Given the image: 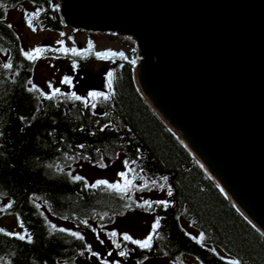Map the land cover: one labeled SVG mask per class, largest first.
Returning <instances> with one entry per match:
<instances>
[{
    "label": "trees",
    "instance_id": "obj_1",
    "mask_svg": "<svg viewBox=\"0 0 264 264\" xmlns=\"http://www.w3.org/2000/svg\"><path fill=\"white\" fill-rule=\"evenodd\" d=\"M0 5V222L13 218L20 229L11 232L0 223V264H79L86 259L84 239L53 228L41 208L84 232L83 221L106 226L127 215L133 205L124 192L104 185L86 187L84 180H73L68 171L78 162L96 165L119 158L128 160L136 174L167 189V206L153 204L151 212L160 224L152 249L141 250L143 254L175 264L185 257L198 264H264V235L227 200L141 95L132 55L121 49H96L89 36L85 46L76 48L80 55L48 51V56L73 66L105 62L102 79L108 82L112 73V87L105 94L109 100L90 101L96 103L95 109L68 98L69 92L45 99L37 86L39 91H29L35 61L25 57L7 17L27 5L32 13L39 10L32 16L35 27L61 34L66 27L58 3L0 0ZM109 50L123 56L97 58V53ZM183 222L196 236L185 231ZM15 234L27 235L20 240ZM121 244L131 247L123 240Z\"/></svg>",
    "mask_w": 264,
    "mask_h": 264
},
{
    "label": "water",
    "instance_id": "obj_2",
    "mask_svg": "<svg viewBox=\"0 0 264 264\" xmlns=\"http://www.w3.org/2000/svg\"><path fill=\"white\" fill-rule=\"evenodd\" d=\"M56 1L72 31L133 39L144 99L264 235V0ZM64 72L110 91L85 68Z\"/></svg>",
    "mask_w": 264,
    "mask_h": 264
},
{
    "label": "rangeland",
    "instance_id": "obj_3",
    "mask_svg": "<svg viewBox=\"0 0 264 264\" xmlns=\"http://www.w3.org/2000/svg\"><path fill=\"white\" fill-rule=\"evenodd\" d=\"M26 7L28 6L24 5L23 7L13 9L12 11H10L7 17V21L15 29L25 52L34 50L36 48H40L42 50L61 49L58 41H63L64 49H78V45H80V47L86 45L89 36L96 49H121L122 51H126L130 55H132L135 60L137 58V49L135 45H133V43L129 39H126L124 37L96 33L89 34L81 31H72L68 28H66L63 32V35H61L59 33L51 32L49 30H42L35 27V22L33 21V17L31 16L30 18L32 20L33 27H35L36 29L35 31H32L26 21V14H31L32 12L29 8L26 9ZM44 42L45 45H43ZM47 52L48 51H42L39 54L40 58L35 60L32 83L40 88L46 95H51L52 89L49 88V83L52 84L53 79L50 74L52 73L53 75H57V64L60 60L59 58L48 56ZM76 66L80 69H87L91 73V75H94L99 79H102V76L105 73V69L107 68V64L101 60L84 61L81 64H76ZM61 75L63 76L64 73H62ZM71 91L69 92L70 95L75 93L76 95L81 97V100H89V94L92 93L88 92L84 88L78 89L77 85H75L74 89L71 88ZM60 93H62V91H60ZM122 162L123 160L120 158L117 160L103 159L99 164L96 165L78 162L70 166L68 168V171L73 180H75L74 177L80 176L83 177L84 181H86L89 185L95 184L97 181H107L110 185L119 184L120 188L124 189V193H127L126 196H128L130 198V201L132 202L133 209L130 213L114 218L112 220V223L106 226H98L94 222H87L88 226H85V224L81 222L82 226L86 229L84 232L83 229L81 230L79 228H76L70 223L62 222L55 218H52L50 215H47L43 208H41L49 224L52 227L54 226L53 228H63L70 232L79 233L84 237V241L86 242V244H90L92 246L95 244V240H97V235H99L100 239L104 240L106 239L107 233H110L112 231H116L118 234L128 233L134 239H144L146 237V234L151 231V225L155 221V216L151 212L152 208L148 209L144 207L143 202L152 201L155 203L156 201H165L167 189L163 184L161 185L158 183L150 182L144 176L136 174L135 171H129L128 169H125ZM101 164L106 166L101 167ZM130 166L131 169H133L132 165ZM119 172H128L127 178L132 182L131 188L125 187V180L121 179L117 175V173ZM138 204L141 206L137 207ZM0 223L8 231H20L13 218L5 217L1 220ZM182 226L187 233L196 236L197 233L186 222H183ZM115 239L119 243H121L122 241L120 236L116 237ZM88 261L89 260L85 258H81V260H79V264H90V261ZM177 264H198V262L192 257H185L183 260H181L180 263Z\"/></svg>",
    "mask_w": 264,
    "mask_h": 264
},
{
    "label": "snow or ice",
    "instance_id": "obj_4",
    "mask_svg": "<svg viewBox=\"0 0 264 264\" xmlns=\"http://www.w3.org/2000/svg\"><path fill=\"white\" fill-rule=\"evenodd\" d=\"M2 6V5H0ZM34 15H39V10H37L36 13H31V14H26V21H27V24L28 26L32 29V31H35V27H33V24H32V20H31V16H34ZM9 27H11V25H9ZM61 35H63V33H61ZM58 44H60L61 46V49H63L64 53L67 54L68 53V49H64L63 48V41H58ZM61 49H56V50H52V49H46V50H42L40 48H36L34 50H31V51H28V52H25L24 55L27 59L29 60H32L33 62L37 59L40 58V53L42 51H59ZM91 50V46H90V49L89 51ZM71 54L72 55H80V53L75 49H71ZM97 58H103L105 56L107 57H114V56H123V53H115V52H111L110 50L106 53H97ZM134 63V61H133ZM75 66V65H74ZM6 68H10L11 67V64H6L5 65ZM111 76H112V73H109V80H108V87L111 88L112 87V81H111ZM63 83L65 84H68L70 83V80L65 77L64 80L62 81ZM29 83H31V81H29ZM49 88L52 89L51 91V95H46L45 93L41 92V95L44 96L45 99H53L55 96H57L58 94H60V90L59 89H56L54 88L51 83H49ZM33 89L39 91V89L36 88L35 85L32 86L31 89H29V91H32ZM97 97H102L103 100L107 101L110 99V97L108 95H105L103 93H98V92H92L89 94V100H83L82 102L85 104V106H89L90 104V100H95ZM70 99H74L76 101H81V97L76 95L75 93H73L71 95V97H68ZM90 107L95 109L96 108V103H91L90 104ZM103 130V129H102ZM83 147V146H81ZM139 151V149L137 150ZM123 165H124V168L125 169H128L129 171H134L133 169H131V166H130V163L128 160H124L123 162ZM101 167H105L106 165H103L101 164L100 165ZM117 175L125 180V187L126 188H131L132 187V182L130 180H128V172H119L117 173ZM75 180L77 181H80V180H84L83 177H80V176H76L74 177ZM165 181H167V177H164L163 178ZM153 183H155V181H153ZM100 185H104L106 187H109L111 189H114L116 191H120V192H124V189H121L119 184H108L107 181H97L95 184H92V185H88L87 182L85 181V186L86 187H98ZM127 193H125L126 195ZM168 195L171 196L172 195V192L171 190L169 189L168 190ZM153 203L152 201H144L143 202V206L148 208V209H151L153 207ZM155 204L157 205H164V206H167V202L166 201H156ZM141 205H137V207H140ZM8 207L10 208L11 205H8ZM83 223L85 224V226H88L87 225V221H83ZM159 224H160V220L159 219H156L152 225H151V231L147 234V236L144 238V239H134L131 235H129L128 233H123V234H118L116 231H112L110 233H107V236L108 238L110 239L111 241V245L113 248L115 249H118L119 252H118V255L120 257H123V258H127L128 255H129V249L126 248V247H122L121 243H119L115 238L119 235L120 238L124 241V242H127V243H130L132 245H135L136 247H138L139 249L141 250H151L152 249V242H153V239H154V236L157 234V230L159 228ZM21 227H23V224H21ZM54 227V226H53ZM58 231L60 232H65L66 230L61 228V229H58ZM6 235H13L12 233H5ZM70 235L76 237L77 239H80V240H83L84 237L81 236L79 233H76V232H70L69 233ZM17 235V238L20 239V240H24L26 238V235H20V234H15ZM28 239V242L31 243V237L28 236L27 237ZM96 239L97 241L103 246L105 241L100 239L99 235L96 236ZM86 250L90 253V255L92 257H95L97 260L100 261V264H108V261L107 259H102L100 254L93 251L91 246L90 245H86ZM113 255V252L111 250H109L107 252V256L108 257H111ZM148 257L145 256L144 257V260H147ZM116 264H119V262H116ZM140 264H142V262H140ZM228 264H240L239 261H229Z\"/></svg>",
    "mask_w": 264,
    "mask_h": 264
},
{
    "label": "flooded vegetation",
    "instance_id": "obj_5",
    "mask_svg": "<svg viewBox=\"0 0 264 264\" xmlns=\"http://www.w3.org/2000/svg\"><path fill=\"white\" fill-rule=\"evenodd\" d=\"M60 61H64V65L61 68H59V67L57 68L56 74L58 76L57 75H53L52 73L50 74V76L52 77L53 81H55L56 79H60V83H59V85L57 86L56 89H59L63 93H68V92H70L71 88L74 89L75 85L78 86V89L82 88L81 87V79H82L83 75H80L77 78L76 82H73L72 79H73V75L74 74L67 75L64 72V68L67 67V66H71L73 70H75V69H77L79 67L70 65L65 60H60ZM62 73H64L63 76L61 75ZM65 77H67L70 80V83L65 84V83L62 82ZM88 92H92V91H88ZM147 234H146V236H147ZM104 241H105V243H104L103 246L97 240H95V244L93 246L90 245V244L89 245L91 246L93 251H95V252L100 254L102 259H107L108 264H116V262H119V264H127L129 262H131L133 264H140V262H142V264H156V263L175 264V263H172L171 261H169L165 257H160V258L159 257H154V256L153 257H148L147 253L143 254V252H141V249H139L138 247H136L135 245H132V244H130L131 247L128 248L130 250L128 257L127 258H123V257H120L118 255L119 250L112 247L111 242L109 241V238L104 239ZM86 245H88V244H86ZM86 245H84L85 249H86V247H85ZM122 247H124V246L122 245ZM109 250H111L113 252V255L111 257L107 256V252ZM145 256L148 257L147 260H144ZM86 259L90 261V264H92L93 260H97L95 257H92L88 251H87V254H86Z\"/></svg>",
    "mask_w": 264,
    "mask_h": 264
},
{
    "label": "bare ground",
    "instance_id": "obj_6",
    "mask_svg": "<svg viewBox=\"0 0 264 264\" xmlns=\"http://www.w3.org/2000/svg\"><path fill=\"white\" fill-rule=\"evenodd\" d=\"M131 42H133L134 43V41H133V39H131L130 40ZM135 45V44H134ZM134 76H135V73H134ZM136 80V79H135ZM136 83H137V81H136ZM137 86H138V89H139V91H140V93H141V95L149 102V104H151V101L148 99V97L143 93V91L141 90V88H140V86L138 85V83H137ZM152 105V104H151ZM165 122H166V124H167V127L172 131V132H174L175 133V131L173 130V128H172V126L165 120ZM176 134V133H175ZM177 135V134H176ZM177 137L178 138H180V136L179 135H177ZM181 139V138H180ZM182 140V139H181ZM183 142V141H182ZM184 143V142H183ZM184 145H185V143H184ZM186 146V145H185ZM186 148H187V146H186ZM192 154V153H191ZM194 156V155H193ZM195 158H196V160L202 165V167L205 169V171L208 173V174H210V172L208 171V169L201 163V161H200V159L198 158V157H196V156H194ZM210 176L213 178V176L210 174ZM213 180L218 184V186L220 187V189H221V191H223V193L226 195V197L227 198H229V200L232 202V204H234V206L239 210V208L236 206V204L233 202V200L227 195V193L224 191V189L219 185V183L217 182V180L216 179H214L213 178ZM240 211V210H239ZM241 212V211H240ZM242 213V212H241ZM243 214V213H242ZM245 216V215H244ZM246 217V216H245ZM248 220H250L248 217H246ZM251 223L256 227V228H258L259 229V227L257 226V225H255L252 221H251Z\"/></svg>",
    "mask_w": 264,
    "mask_h": 264
}]
</instances>
